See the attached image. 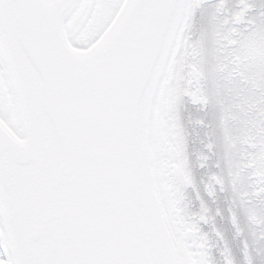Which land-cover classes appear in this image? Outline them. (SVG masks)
<instances>
[{
    "label": "snow or ice",
    "instance_id": "1",
    "mask_svg": "<svg viewBox=\"0 0 264 264\" xmlns=\"http://www.w3.org/2000/svg\"><path fill=\"white\" fill-rule=\"evenodd\" d=\"M0 264H264V0H0Z\"/></svg>",
    "mask_w": 264,
    "mask_h": 264
}]
</instances>
